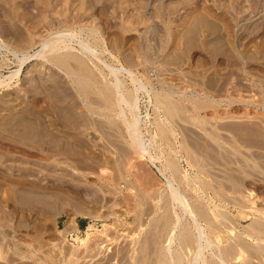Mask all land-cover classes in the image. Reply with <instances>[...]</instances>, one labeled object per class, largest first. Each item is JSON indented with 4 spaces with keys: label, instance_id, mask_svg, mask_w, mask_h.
I'll use <instances>...</instances> for the list:
<instances>
[{
    "label": "rangeland",
    "instance_id": "374dc122",
    "mask_svg": "<svg viewBox=\"0 0 264 264\" xmlns=\"http://www.w3.org/2000/svg\"><path fill=\"white\" fill-rule=\"evenodd\" d=\"M0 264H264V0H0Z\"/></svg>",
    "mask_w": 264,
    "mask_h": 264
},
{
    "label": "bare ground",
    "instance_id": "6f19581e",
    "mask_svg": "<svg viewBox=\"0 0 264 264\" xmlns=\"http://www.w3.org/2000/svg\"><path fill=\"white\" fill-rule=\"evenodd\" d=\"M130 72V71H129ZM82 86V85H81ZM84 90V89H83ZM64 91V90H63ZM67 91V90H66ZM86 92V91H85ZM65 94L64 95H66L67 96V92H64ZM109 100V99H108ZM61 112V111H60ZM63 113V112H62ZM68 113V112H67ZM64 114V113H63ZM71 114V113H70ZM72 115V114H71ZM64 116H66V118H70V120H72L74 123H77V125L80 123L79 122V120H78V118H76L74 115H72V116H69V114H66V112H65V114H64ZM61 120H63V119H61ZM35 130V129H34ZM33 130V131H34ZM253 138V137H252ZM69 143V142H68ZM92 233V232H91Z\"/></svg>",
    "mask_w": 264,
    "mask_h": 264
}]
</instances>
